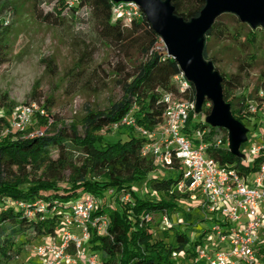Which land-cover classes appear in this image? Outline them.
<instances>
[{
  "label": "trees",
  "instance_id": "1",
  "mask_svg": "<svg viewBox=\"0 0 264 264\" xmlns=\"http://www.w3.org/2000/svg\"><path fill=\"white\" fill-rule=\"evenodd\" d=\"M175 14L186 21L200 15L205 0H170ZM53 9L62 23L65 16L78 14L84 20L90 19L97 26L98 33L109 40L130 60L137 55L132 71L127 70L123 59L117 63V71L124 74L119 83L123 89L122 98L104 111L89 110L80 120L70 127V132L50 135L49 127H43V135L21 136V132L0 137V252L7 254L12 249L15 238L32 232L43 242L48 236L55 235L63 228L62 217L70 203L85 193L101 198V204L95 213L109 215L111 224L108 233H92L86 246L101 256L102 264H206L199 259V249L204 247L205 236L211 229L204 230L196 240H191L185 232L174 233L173 241H167L170 226L164 231L163 238H155L153 226L156 216L168 215L169 218L181 210L182 198L188 193L174 190L180 178L178 170L159 174L155 160L141 152L145 142L138 131L129 127L127 139L107 140L98 132L112 127L134 108V116L139 126L152 130L163 118L165 104L164 93H172L183 100L194 101L196 91L191 83L186 92H180L173 78L180 73L178 62L171 57L160 35L153 29L142 11L139 18L130 22L115 19L112 14V0H53ZM73 2V3H71ZM223 13L217 17L204 35V57L211 61L222 76L224 98L231 106L233 116L243 125L247 117L248 104L251 101H264V66L258 82L250 92L235 95L243 83L241 73L227 74L216 65L215 57L209 54V42L213 39H232L234 44H242L241 34L231 32L221 25ZM241 29L247 27L239 22ZM250 26V25H249ZM251 27V26H250ZM252 28V27H251ZM255 28L250 29L248 40L257 41ZM9 25L0 23V65L6 61L9 50ZM247 44V43H246ZM247 48V45L245 46ZM247 49H245L246 52ZM82 61L85 58H81ZM257 57L252 54L240 62L241 72L253 67ZM81 61V63H82ZM251 100L250 102H247ZM44 105L48 108L49 99ZM0 109L10 114L13 110L8 95L0 96ZM212 102L205 100L200 112L208 116ZM48 114V112H47ZM50 116L49 114L45 117ZM6 118L1 117V120ZM79 126L83 132L79 131ZM209 128L208 139L212 134L222 133L221 144H212L208 154L221 165L235 168L241 174L257 170L264 161V152L254 157L250 163H244L241 155L230 150L228 131L222 127L193 122L191 113L187 130ZM119 129V130H120ZM264 135V131L254 125L248 129L247 140L241 145L244 151L252 141ZM56 150L57 156L53 152ZM42 169L40 176L35 169ZM71 170L66 184H62V173ZM146 185L151 195H140L136 187ZM113 190L112 195L108 194ZM130 194V200L123 196ZM111 199L118 207H113ZM36 201L45 204V211L35 206ZM27 211H32L29 215ZM152 218L148 220L146 217ZM213 220V219H212ZM216 221V219H214ZM259 256L264 264V245L260 243ZM177 257H181L180 261Z\"/></svg>",
  "mask_w": 264,
  "mask_h": 264
},
{
  "label": "rangeland",
  "instance_id": "2",
  "mask_svg": "<svg viewBox=\"0 0 264 264\" xmlns=\"http://www.w3.org/2000/svg\"><path fill=\"white\" fill-rule=\"evenodd\" d=\"M53 3V0H0V16L10 14L9 50L6 61L0 65V96L8 95L13 106L10 114L5 109H0V115L11 119L13 111L19 105L33 102L45 105L49 99L47 112L52 119L45 118L46 116L38 118L21 133L23 137L35 134L43 127H49L50 135L60 130L70 132L71 125L83 118L89 110L108 109L123 96L119 80L124 74L116 69L118 61L123 59L129 71H132V63L137 61V55H133L131 61L126 60L128 55L101 37L92 20H84L78 14L71 13L61 23L53 9ZM237 19L238 22L234 17L224 15L219 22L234 34H241L240 38L244 43L234 44L232 39H213L209 42V54L215 57L216 65L221 71L227 74L241 73L243 83L235 91V95L240 96L250 92L256 85L264 66V27L254 29L257 41L251 44L248 33L252 28L248 25L242 30L239 25L242 21L238 17ZM252 54L257 57L253 67L241 72L240 62L242 59L248 60ZM83 57L84 61L81 60ZM247 110L248 106L245 112ZM206 118V114L200 111L193 112L195 123L206 124ZM255 124L264 131L260 117L247 112L244 127L251 130ZM79 131L83 132L81 126ZM127 131L125 128L116 131L105 128L98 134L107 140L127 139ZM211 137L216 142L223 139L222 133H214ZM53 155L57 156L56 150ZM33 171L37 177L42 173L40 168ZM158 173L165 174L159 170ZM70 175L71 170L62 173V184L67 183ZM136 190L140 195L153 197L146 185L136 187ZM111 201L113 200L109 199L108 203L118 207ZM179 207L181 210L170 218L171 226L175 228L169 231L167 241H173L176 230L185 232L189 239L196 240L204 230L212 228L214 220L210 219V214L203 212L190 198H182ZM261 212L264 217V208ZM247 219V216L243 218L244 221ZM162 221L163 216H156L153 226L155 238H163L164 231L168 229ZM206 234L205 244L212 241L209 237H213L211 231ZM261 236V243L264 245V227ZM40 239L30 231L16 237L7 254L0 252V264H40L35 253V246ZM228 246V243L224 244V248ZM181 259L177 257L178 261ZM78 264L84 263L79 261Z\"/></svg>",
  "mask_w": 264,
  "mask_h": 264
},
{
  "label": "built area",
  "instance_id": "3",
  "mask_svg": "<svg viewBox=\"0 0 264 264\" xmlns=\"http://www.w3.org/2000/svg\"><path fill=\"white\" fill-rule=\"evenodd\" d=\"M73 3V2H71ZM142 8L135 1L112 0V14L115 19L130 22L142 15ZM0 23L10 24V14L0 16ZM174 83L180 92H186L191 82L181 70L174 76ZM162 101L165 111L162 121L152 130L138 125L134 108L121 121L110 129L116 131L129 127L144 137L141 152L151 156L159 171L165 173L178 170L180 178L174 190L188 193L189 198L197 203L213 222L212 241L199 249V259L206 264H263L259 256L258 245L262 242L261 230L264 227V161L259 168L248 174H241L235 168L221 165L208 154L212 144L220 142L208 139L209 128L187 130L191 113L196 111V99L183 100L172 93H164ZM258 115L264 125V101H251L246 111ZM43 104L25 103L15 108L11 119L1 120L0 137L14 132H24L38 118L47 116ZM5 118V117H4ZM52 119L51 116H48ZM39 130L30 136L43 135ZM264 152V135L252 141L242 153L244 163ZM113 190L108 194L112 195ZM130 200V194L123 196ZM101 204V198L92 193L83 194L78 200L70 203L63 215V228L55 235L48 236L35 246V253L40 264H102L99 253L86 246L92 233H108L111 220L106 213H95ZM35 206L45 211V204L36 201ZM29 215L32 211H27ZM247 216L246 221L243 218ZM150 220L152 217L147 215ZM163 224L172 225L167 214L163 215ZM228 247L224 248V244Z\"/></svg>",
  "mask_w": 264,
  "mask_h": 264
},
{
  "label": "water",
  "instance_id": "4",
  "mask_svg": "<svg viewBox=\"0 0 264 264\" xmlns=\"http://www.w3.org/2000/svg\"><path fill=\"white\" fill-rule=\"evenodd\" d=\"M114 1H135L140 5L168 54L194 85L196 111H200L205 100H210L212 109L206 118L207 123L226 129L230 150L242 156L240 148L247 140L248 129L233 116L231 106L224 98L222 76L204 57V35L223 13L236 15L252 28L264 27V0H205L200 15L190 21L175 14L170 0Z\"/></svg>",
  "mask_w": 264,
  "mask_h": 264
},
{
  "label": "crops",
  "instance_id": "5",
  "mask_svg": "<svg viewBox=\"0 0 264 264\" xmlns=\"http://www.w3.org/2000/svg\"><path fill=\"white\" fill-rule=\"evenodd\" d=\"M262 237V236H261Z\"/></svg>",
  "mask_w": 264,
  "mask_h": 264
}]
</instances>
